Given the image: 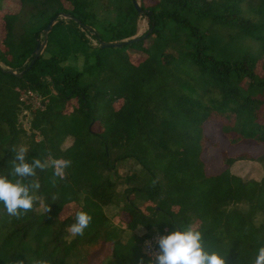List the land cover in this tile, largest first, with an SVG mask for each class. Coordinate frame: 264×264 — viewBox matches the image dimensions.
I'll return each mask as SVG.
<instances>
[{
    "label": "trees",
    "instance_id": "16d2710c",
    "mask_svg": "<svg viewBox=\"0 0 264 264\" xmlns=\"http://www.w3.org/2000/svg\"><path fill=\"white\" fill-rule=\"evenodd\" d=\"M140 4L150 28L121 48H102L99 39L136 35L133 0H20L19 11L5 14L0 63L25 72L0 67V174L10 172L19 145L29 161L71 165L63 179L51 167L27 178L40 185L31 211L11 216L0 203V264H94L97 252L104 256L96 264H139L150 253L146 242L181 223L198 228L226 264H244L264 239V177L233 171L259 159L224 150L210 174L202 157L211 120L230 145H264V0ZM60 13L72 18L57 20L31 63ZM20 90L38 93L44 108L33 110ZM127 160L140 169L122 172ZM70 203L77 209L62 218ZM79 210L92 222L73 237Z\"/></svg>",
    "mask_w": 264,
    "mask_h": 264
},
{
    "label": "clouds",
    "instance_id": "9594fccd",
    "mask_svg": "<svg viewBox=\"0 0 264 264\" xmlns=\"http://www.w3.org/2000/svg\"><path fill=\"white\" fill-rule=\"evenodd\" d=\"M12 151L14 158L10 172L0 174V203L9 215L19 216L33 209L35 190L40 187L37 181H28L27 178L36 177L37 169L44 171L51 167L54 176L63 179L65 169L70 167L71 161L62 158H33L29 161V148L25 145L13 147ZM91 222L92 216L85 210H79L75 213V222L69 226L68 231L73 237L83 236ZM154 239L156 249L149 253L147 259H141L139 264H226V255L218 250L208 249L203 233L190 224H173L167 234H160ZM146 243L151 247L150 242ZM35 264H47V261L37 260ZM244 264H264V239L257 241Z\"/></svg>",
    "mask_w": 264,
    "mask_h": 264
},
{
    "label": "rangeland",
    "instance_id": "374dc122",
    "mask_svg": "<svg viewBox=\"0 0 264 264\" xmlns=\"http://www.w3.org/2000/svg\"><path fill=\"white\" fill-rule=\"evenodd\" d=\"M140 1V0H139ZM20 7V0H4L2 3V8L0 9V42L2 41L5 31H6V22H5V14L11 13V12H17L19 11ZM150 28L149 19L146 15H141V17L138 19V31L136 36H142L144 35ZM132 37V36H131ZM43 39V38H42ZM148 40H146L147 42ZM96 41L94 40V43ZM3 46V45H2ZM83 61H79V66H82ZM263 64V61H260V65ZM22 93H24L23 90H20ZM24 99H29V104L33 106V110L36 108H44V101L43 98L35 92H25L24 93ZM122 104V101H119L118 106ZM32 115L30 112V109H24V112L21 115V120L25 126L26 129H30V121H31ZM204 134L207 136V140L205 141V151L202 154L203 160L206 163V171L208 173H216L220 170L223 162V155L224 150L225 151H232V153L240 154L245 152L246 150H249L252 152V154L258 158L259 160H241L236 163V167L234 165L233 171L239 174H242L241 176H244V178L248 179H258L260 180L262 177H264V145L261 144L258 146V148H252L248 149L246 148V145L239 144L237 145H230L229 140L227 138H224L223 133L221 132V122L217 120H211L207 123V125L204 127ZM70 142H67L66 145H68ZM263 159V160H262ZM119 168H121L122 172H129L132 173L136 170L140 169V165H138L134 160H127L124 163L119 165ZM77 209L76 203H70L67 204L62 213L61 217L65 218L69 216L71 213H73ZM124 217H127V215L124 213ZM112 220L114 223H120V216L113 215ZM160 234H156L158 236ZM151 247H149L150 252L154 251L156 249L155 242H152L150 240ZM104 256L103 252H97L94 255V264H96L98 261L102 259Z\"/></svg>",
    "mask_w": 264,
    "mask_h": 264
},
{
    "label": "water",
    "instance_id": "95a60500",
    "mask_svg": "<svg viewBox=\"0 0 264 264\" xmlns=\"http://www.w3.org/2000/svg\"><path fill=\"white\" fill-rule=\"evenodd\" d=\"M133 3L137 8L138 13L140 15H142L144 10L141 7L140 1L139 0H133ZM60 17L72 18L71 15H69V14L60 13L59 15L54 16L50 19L47 26L43 29V39L38 40V42H37V45H36L34 52H33L34 56H33L31 63H34L40 57V55L43 53V51L45 50V47H46L47 42H48V35H49L50 31L52 30L54 24L57 22V20ZM139 38H140V36H133V37H130L127 39H123L121 41H105V40L99 39V44L102 48H107V47L121 48L123 45L129 44L135 40H138ZM0 67L7 68V71L11 74L22 75L25 72V69L19 72L18 69L5 67L2 63H0Z\"/></svg>",
    "mask_w": 264,
    "mask_h": 264
}]
</instances>
